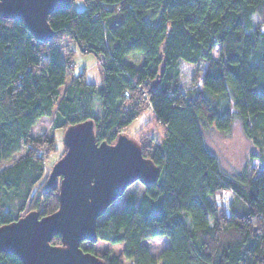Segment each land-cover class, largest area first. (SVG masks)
<instances>
[{"label": "trees", "instance_id": "trees-1", "mask_svg": "<svg viewBox=\"0 0 264 264\" xmlns=\"http://www.w3.org/2000/svg\"><path fill=\"white\" fill-rule=\"evenodd\" d=\"M85 5L76 11L72 2L49 17V42L0 14V227L27 208L41 217L59 209L58 180L52 188L42 183L46 161L39 155L54 152L55 140L31 134L40 120L53 118V133L93 120L96 141L114 145L149 103L164 136L142 151L160 177L150 187L127 188L99 219L98 243L81 249L96 255L99 245H124L122 255L104 253L106 264H264V0ZM66 40L98 59L103 90L84 74L69 81L74 65L57 47ZM134 53L145 57L141 68L126 62ZM209 94L220 97L212 103ZM96 99L103 115L95 113ZM235 122L261 169L250 164L231 175L208 148L207 129L228 134ZM225 192L234 199L222 213L216 198ZM156 238L170 241L157 256L144 244ZM52 245L60 246V237ZM0 264L22 262L0 253Z\"/></svg>", "mask_w": 264, "mask_h": 264}, {"label": "water", "instance_id": "water-1", "mask_svg": "<svg viewBox=\"0 0 264 264\" xmlns=\"http://www.w3.org/2000/svg\"><path fill=\"white\" fill-rule=\"evenodd\" d=\"M73 0H0V14L24 21L36 40L49 42L54 32L49 17L72 6ZM66 154L53 167L47 188L59 181V209L41 217L31 212L0 227V253L22 264H106L85 253L83 242L98 243V221L136 182L155 184L161 174L142 147L120 135L114 145L96 141L93 120L70 126L64 133ZM60 237L61 245L54 246Z\"/></svg>", "mask_w": 264, "mask_h": 264}, {"label": "rangeland", "instance_id": "rangeland-1", "mask_svg": "<svg viewBox=\"0 0 264 264\" xmlns=\"http://www.w3.org/2000/svg\"><path fill=\"white\" fill-rule=\"evenodd\" d=\"M73 8L76 11H83L86 8L85 0H73ZM61 52L63 61H66L71 57V63L74 65V69L69 70V81L73 77L85 76L86 82L90 85H95L98 91L104 89V73L99 64L98 59L92 54L83 53L79 47L72 41L66 40L57 46ZM71 55V56H70ZM214 56H218V49L214 50ZM145 57L141 53H134L127 57L126 62L136 68H141L144 64ZM69 82L67 83V85ZM61 89V93H64L65 88ZM212 103L216 101L220 96H214L209 94ZM143 98V96H141ZM145 101V99L143 98ZM221 105L225 106V102ZM222 106V107H223ZM143 114L128 126L123 135L128 139L136 142L142 148L150 149L161 144L164 136L163 127L156 122L152 109L149 103ZM96 115H103L102 108L99 99H96ZM224 113V111H220ZM53 118H44L38 122V124L32 129L31 134L35 138H51L55 140L54 152H50L47 148H42L39 151V155L46 161V177L42 181L48 182L52 173L53 167L64 157L67 150L64 145V133L66 130H57L53 133L51 129ZM206 143L212 153H214L220 161L222 168L229 174L234 175L245 169L246 166L252 164V166L261 169L260 164L257 161H252L251 154L257 152L256 147L247 138L243 127L240 122H235L231 132L228 134H222L216 129H207L205 133ZM22 154L16 155L15 158H19ZM10 163L4 164V166ZM60 180H58L59 183ZM233 197L230 193H220L217 195V203L220 205V212L228 210V206L233 201ZM31 210L26 209L23 215H27ZM144 244L149 248L153 255H159L161 251L170 246V241L167 238H156L144 241ZM124 245L110 246L99 245L96 248V255L100 258L107 250H110L113 255H122Z\"/></svg>", "mask_w": 264, "mask_h": 264}, {"label": "built area", "instance_id": "built-area-1", "mask_svg": "<svg viewBox=\"0 0 264 264\" xmlns=\"http://www.w3.org/2000/svg\"><path fill=\"white\" fill-rule=\"evenodd\" d=\"M125 96L128 97V96H129V92H125ZM142 96H143V98H144L145 100L148 99V94H147L146 92H145V93L143 92V93H142Z\"/></svg>", "mask_w": 264, "mask_h": 264}]
</instances>
